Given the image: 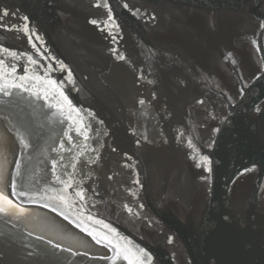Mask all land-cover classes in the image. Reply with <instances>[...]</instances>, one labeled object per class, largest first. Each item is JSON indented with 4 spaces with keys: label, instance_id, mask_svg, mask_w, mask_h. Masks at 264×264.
Masks as SVG:
<instances>
[{
    "label": "water",
    "instance_id": "water-1",
    "mask_svg": "<svg viewBox=\"0 0 264 264\" xmlns=\"http://www.w3.org/2000/svg\"><path fill=\"white\" fill-rule=\"evenodd\" d=\"M0 48V264H264V0H0Z\"/></svg>",
    "mask_w": 264,
    "mask_h": 264
},
{
    "label": "snow or ice",
    "instance_id": "snow-or-ice-1",
    "mask_svg": "<svg viewBox=\"0 0 264 264\" xmlns=\"http://www.w3.org/2000/svg\"><path fill=\"white\" fill-rule=\"evenodd\" d=\"M3 16H7L9 15V13L7 11H4L2 13ZM24 19H27L26 17ZM92 23H96V21H92ZM26 30V29H25ZM0 52H4V53H8V55L12 56V57H16V53L15 52H11L9 53L8 52V49L6 48H0ZM29 59L31 60V57H29ZM121 59H123V57H121ZM32 63H36V61L32 60ZM7 66L4 64V61L3 60H0V69H4L6 68ZM63 67V66H62ZM15 69L13 68V71ZM23 79V78H21ZM50 84H52L53 86H55L56 82L55 81H49ZM60 96L63 98L64 101H66L69 105V108L71 109L72 108V105H71V101L68 100V97L64 95L63 92H60ZM141 104L144 103L143 100L140 101ZM74 110V109H73ZM87 138V137H86ZM203 159H207L206 157H204ZM57 180H59V177H57ZM62 183L65 184V186H69L68 185V182L67 181H62ZM15 194V192L13 193ZM21 195H24V193H21ZM76 195L80 196L81 199H83V193L82 192H77ZM129 211H131V209H129ZM96 223L98 224H102L105 228H107L110 232H113L115 233V229H112L109 225L107 224H104L103 221H96ZM91 235V233H89ZM95 239V237H93ZM104 240L107 241L108 244H112V241L110 239H108L107 237H103ZM100 240H97V243H99ZM113 251L115 252V256L117 258L119 257H122L123 259L125 260H128V264H145V261H142L140 259V257H145L147 261L150 262V259L151 257L148 255L147 252H145L143 249H139L138 250V255L136 254H131L130 250L127 249V248H123V249H120V248H117L116 246H113ZM135 255V259L132 258V256Z\"/></svg>",
    "mask_w": 264,
    "mask_h": 264
}]
</instances>
